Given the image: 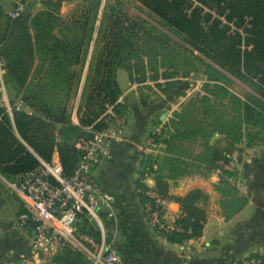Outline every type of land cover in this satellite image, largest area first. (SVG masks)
I'll list each match as a JSON object with an SVG mask.
<instances>
[{"label":"trees","instance_id":"trees-1","mask_svg":"<svg viewBox=\"0 0 264 264\" xmlns=\"http://www.w3.org/2000/svg\"><path fill=\"white\" fill-rule=\"evenodd\" d=\"M41 1L47 5V10L33 16L23 14L15 19L10 17L6 34L0 37L1 54L7 62L9 89L16 94L12 97L16 98L26 88L37 49H41L54 64L49 72L53 76L52 96L58 93L60 96L44 95L46 86L40 90L41 94L34 95L26 91L22 98L34 112L21 109L15 111L12 118L2 116L0 174L8 180L14 181L17 176L34 169L40 164V159L51 161L55 149L65 174H72L82 156L76 143L91 137L86 127H106L103 115L109 106H113L117 115L123 112V107L118 103L122 93L117 79L120 69H125L131 79L144 82L147 78L158 80L160 68H164L161 76L168 79L174 77L180 69L189 73L191 68L187 67H190L189 60L193 58L203 65L209 80L226 81L227 76L222 69L239 80L251 81L262 99L249 95L243 100L222 85L212 86L211 95L219 94L228 98L235 114L229 120L217 124L218 130L214 132L224 135L230 144L240 141L243 131L249 128L264 136V0H197L198 4L196 0H137L157 16L164 27L182 37L193 50L213 64L203 61L181 46L178 47L183 52L177 53L169 45L167 35L154 34V29L148 28L146 21L132 18L117 6L107 5L99 29L98 53L87 77L79 108L80 125L72 123L67 111V100L63 99L62 94L65 92L68 96L77 77L69 67L80 64L86 55L102 0H87L68 19L58 16L61 0ZM203 6L209 11L215 9L218 16L242 28L244 36L239 31L230 33V26L205 11ZM31 28L36 30L34 35ZM242 43L246 48L242 49ZM158 57L161 59L157 60ZM148 71L154 74L148 75ZM203 101L210 102L211 99L204 97ZM168 145H171V140ZM209 150L210 159L204 162L210 168H221L218 163L230 159L226 150ZM175 161L180 160L175 158ZM256 162L259 164L258 186L264 191V160ZM232 175L229 169L222 168L220 186L234 189L235 186L229 181ZM155 179L158 192L177 201L183 213L179 220L183 231L165 236L176 243L201 237L207 221L204 205L208 195L200 189H194L184 196L173 198L167 193L164 177L157 175ZM141 187L145 188L144 185ZM251 187L257 188L254 185ZM223 192L229 193L226 190ZM141 195L142 201H145L146 197ZM246 202V196H239L230 204L236 203L241 209ZM254 256H261L264 264V256ZM47 264L89 262L81 252L65 250L53 256Z\"/></svg>","mask_w":264,"mask_h":264},{"label":"crops","instance_id":"crops-1","mask_svg":"<svg viewBox=\"0 0 264 264\" xmlns=\"http://www.w3.org/2000/svg\"><path fill=\"white\" fill-rule=\"evenodd\" d=\"M86 1L61 0L58 16L62 19L70 18ZM108 1H101L96 21V24L100 26ZM20 2L27 3L24 15L33 16L39 11L48 9L41 0H0V37L6 34L10 13ZM98 25H95L92 41L82 62L69 67L75 71L77 77L69 89L68 96L65 92L62 94L63 99L67 100V111L74 125H80L79 108L82 95L98 53L97 40L100 29ZM31 32L34 35L35 28H31ZM53 65L44 52L37 49L27 86L16 97H23L26 91L34 95L41 94L40 90L43 86H46L44 95L60 96V93L52 96L54 95V90L51 89L53 76L49 72ZM117 79L122 90L118 103L123 107V112L119 115L115 114V119L124 122L122 134L121 138L113 144L110 156L95 169V175L103 189L114 197L116 218H109L106 209L102 216L107 232L115 237L117 251L123 264H225L232 258L254 254L264 256V191L258 186L257 166L259 164L256 162V160H264V157L241 160L238 157V151H230L229 158L244 174L243 177H239L234 189L220 186L221 174L218 168H210L209 164L202 160H192L188 171H182L181 174L173 175L168 171L165 172L163 177L167 185V193L171 197L184 196L194 189H200L208 195V201L204 205L207 221L203 234L199 238L176 243L148 226L140 208L142 202L140 190L141 186L147 183L156 187V179L155 176L149 181L143 179L144 156L136 147L146 143L153 131L155 119L157 117L162 119L161 114L166 111V108L163 107L162 99L156 101L150 97L143 98L137 81L131 79L125 69L118 71ZM10 94L12 95L11 91ZM22 109L34 112V109L27 104H24ZM170 112L166 111L165 114L170 116ZM159 145L161 149L159 156L167 155V150L164 149L167 144ZM171 156L177 158L175 155L171 154ZM54 158L60 159L56 149L51 160ZM181 163L185 162H179L177 165ZM220 163L218 164L221 165ZM252 185L257 188L253 189ZM239 196L247 197V202L241 209L236 203L230 204L235 197ZM0 197V264H16L18 254L28 244L33 231L12 229L13 220L9 217V211L6 212L3 209L8 200L6 197L2 198L1 194ZM16 201L19 205L17 210L12 208L10 202L9 206L10 211L18 216L20 209L22 210V204L18 198ZM169 209L173 214L181 211L180 204L175 200L171 201ZM50 260L51 258L45 264Z\"/></svg>","mask_w":264,"mask_h":264},{"label":"built area","instance_id":"built-area-1","mask_svg":"<svg viewBox=\"0 0 264 264\" xmlns=\"http://www.w3.org/2000/svg\"><path fill=\"white\" fill-rule=\"evenodd\" d=\"M26 6L25 2L18 3L10 17H21ZM6 65L0 44V120L3 115L12 118L14 112L25 104L22 97L14 98L10 94ZM103 117L106 127H86L91 137L76 143L82 156L72 174H65L59 158L51 161L40 159L37 167L17 176L14 181L0 174V180L17 196L23 207L12 229L33 231L28 244L18 254L16 264H45L49 258L65 250L81 252L89 264H123L115 237L107 232L102 216L106 209L109 218H116L114 197L103 189L95 169L110 156L113 144L121 138L124 122L115 119L113 106L108 107ZM162 127H153L146 143L136 147L144 156L142 175L146 181L152 180L158 169L156 159L161 149L155 135L161 132ZM231 163L221 162L218 172L221 174L222 168L231 170ZM140 193L146 197L140 208L153 231L162 235L183 231L179 222L183 217L182 211L173 214L169 209L174 199L161 194L149 183ZM225 264L263 262L261 256L248 255L232 258Z\"/></svg>","mask_w":264,"mask_h":264},{"label":"rangeland","instance_id":"rangeland-1","mask_svg":"<svg viewBox=\"0 0 264 264\" xmlns=\"http://www.w3.org/2000/svg\"><path fill=\"white\" fill-rule=\"evenodd\" d=\"M196 3L198 4V1ZM108 6H117L132 18L146 21L148 28L154 29V34L167 35L169 38V45H171L177 53L183 52V50L178 47L181 46L199 56L203 61L213 64L209 59L193 50L182 37L164 27L159 18L152 14L139 1L109 0ZM203 7L205 8V11H209L207 7ZM209 12L219 18L223 24L229 25L230 33L239 31L244 36L242 28H237L232 22H228L223 16H218L217 13H215V9ZM98 27L100 28L101 26L98 25ZM97 44L100 45L98 40ZM241 47L242 49L246 48L244 43L241 44ZM160 59L161 58L158 57L157 60ZM189 62L190 67H187V69L191 68L189 73H185L186 71L184 69H180L174 77L166 79L161 76L165 69L160 68V76L158 77V80L147 78L144 82L137 81L143 98L150 97L156 101L162 99L163 107L166 108V111H171L170 116H168V114L166 115L165 111L161 114L162 119L157 117L153 123V127L163 125L161 132L155 135L159 144L164 143L168 145V141L171 140V145H166L164 147L165 151L167 150V155L164 154L162 155L163 157L158 155L156 159L158 169L155 172V176H163L167 171L173 175L181 174L182 171H188L192 160L196 161L201 159L204 162V160L207 161L210 159L209 149L217 148L226 150L228 157L231 150H236L238 151V157L241 160L254 157L263 158L264 136L258 134L255 129L249 128L244 130L241 140L235 144L228 143L224 135L214 132L218 130V128H216L217 124L229 120L235 114L228 98L222 97L219 94L211 95L210 89L212 86L214 84L222 85L231 94L242 98L243 100L249 95L262 99L256 91L254 83L251 81L245 82L239 80L222 69L221 71L227 76V80L218 82L212 81L207 78L205 69L198 60L191 58ZM153 74V71H148V75L152 76ZM167 83L171 84L167 85ZM10 91L12 92V95H14V91ZM204 97L210 98L211 101L204 102ZM210 131L213 133H210ZM168 149H170V152H168ZM171 154L173 156L175 155L177 159L179 158L180 161H175V157H172ZM181 160L187 164L181 163L180 165H177V163L182 162ZM230 160L233 161L232 159H229L228 162H230ZM231 166L232 169L230 171L233 175L229 181L232 185H237L239 177H243L244 174L239 167H236L234 161L231 163ZM0 194L2 198L6 197L8 200L3 209L6 212L9 211V217L12 218L13 224H15L17 221V215L10 211L11 208L9 202L11 203L12 208L17 210L19 207L18 201H16L17 196L11 193L9 187L1 180ZM22 210L20 209V212Z\"/></svg>","mask_w":264,"mask_h":264}]
</instances>
